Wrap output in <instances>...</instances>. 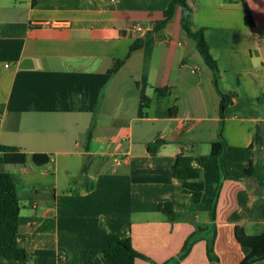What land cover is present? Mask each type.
Here are the masks:
<instances>
[{"label": "crops", "instance_id": "1", "mask_svg": "<svg viewBox=\"0 0 264 264\" xmlns=\"http://www.w3.org/2000/svg\"><path fill=\"white\" fill-rule=\"evenodd\" d=\"M187 3L190 25L204 29L216 61L219 91L233 94L223 112L219 160L211 144L220 98L180 25L179 7L155 31L168 0H0V145L26 155L23 165L0 164L14 166L18 178L0 172L14 177L16 241L30 254L28 264H105L109 233L129 238L146 257L134 264H161L196 228L205 233L195 234L178 264H210L216 191L218 264L243 259L235 228L264 232V188L245 174L264 166V0ZM134 23L140 31L128 30ZM156 140L163 143L151 156L147 145ZM180 152L200 173L198 202L171 175ZM35 153L49 162L34 165ZM73 157L79 167L71 172Z\"/></svg>", "mask_w": 264, "mask_h": 264}, {"label": "trees", "instance_id": "2", "mask_svg": "<svg viewBox=\"0 0 264 264\" xmlns=\"http://www.w3.org/2000/svg\"><path fill=\"white\" fill-rule=\"evenodd\" d=\"M247 18L250 20V14L243 4ZM180 9V25L186 32L187 36L195 42V47L203 59V62L212 72V85L218 94L219 101V130L217 141L211 144V154L220 159L224 148L225 140L222 137L223 125V112L225 107L230 103L232 93L223 94L219 91L217 85L218 68L216 61L209 53L207 42L204 38V29H193L190 25V16L192 13L191 7L188 5L187 0H168V6L163 12V18L155 22L153 30H159L171 20L175 9ZM151 32V31H150ZM148 32L147 35L150 34ZM144 38L138 39L129 49L130 54L132 51L141 46ZM124 62L121 60L116 68ZM164 88H158V96L162 97ZM89 137V136H88ZM162 141L156 140L147 145L148 153L155 156L158 148L162 145ZM25 153L14 146L0 145V164H25ZM31 161L34 165L44 167L49 162V157L46 154L35 153L31 156ZM86 170V165L84 166ZM245 174L249 177H254L259 182L260 186L264 188V166L251 165L245 170ZM171 175L177 179L181 186V191L190 194L194 202L201 199L203 192V183L200 179V173L197 168L193 167L191 157L185 155L183 152L175 156L171 166ZM217 201V191L215 192L210 205L209 219L211 221V236L207 238L206 253L210 264H218V259L213 250L214 244V220H215V205ZM20 206L17 198L14 177L8 172H0V264H28L30 254L20 247L16 241V235L19 228ZM165 213H171L168 206L163 208ZM201 230L196 228L184 241L180 252L173 258L164 261L161 264H176L181 259L185 258L190 251L191 245L195 240V234ZM234 237L239 245L243 254V259L240 264H251L257 261L264 260V232L259 234H247L242 228H235ZM137 258L146 259L143 255L138 253L131 246L129 238H121L115 233H109L106 239V246L103 250V259L105 264H134ZM156 264V263H153Z\"/></svg>", "mask_w": 264, "mask_h": 264}, {"label": "rangeland", "instance_id": "3", "mask_svg": "<svg viewBox=\"0 0 264 264\" xmlns=\"http://www.w3.org/2000/svg\"><path fill=\"white\" fill-rule=\"evenodd\" d=\"M77 160H79V159H75V157L72 158V162H73L72 165H73V166H72V168H71V172H74L75 167H77V165H78V167H79V164L75 163ZM83 160H86V158H84ZM86 161H89V160L87 159ZM86 161H85V163H86ZM0 167L9 170L11 173H13V175H15V177L18 178V175H19V174H16L17 169H15L14 166H6V165H2V166H1V165H0ZM76 170H77V169H76ZM60 172H61V171H60ZM48 175H49V176H48ZM48 175H46V180H47V179H48V180H51L52 172H49ZM59 176H60V181H62V183H63V181L65 180V174L59 173ZM85 182H86V181H85ZM50 193H51V192H50ZM50 193H49V191H48L47 196H48ZM47 196H46V197H47ZM26 199H27V196L24 197V202H21V203H25V205H26V207H27V205H28V200H26ZM201 233H205V231H204V230H202V231H198V232L196 233V236H197L198 234H201ZM183 259H184V258H183ZM183 259H181V260H183ZM181 260H180V261H181ZM180 261H179V262H180ZM179 262H177L176 264H178Z\"/></svg>", "mask_w": 264, "mask_h": 264}, {"label": "built area", "instance_id": "4", "mask_svg": "<svg viewBox=\"0 0 264 264\" xmlns=\"http://www.w3.org/2000/svg\"><path fill=\"white\" fill-rule=\"evenodd\" d=\"M140 26H139V24H136V23H134V24H132L129 28H128V30L130 31V32H137V31H140ZM114 163H115V165H118V163H119V160L117 159V158H114Z\"/></svg>", "mask_w": 264, "mask_h": 264}]
</instances>
